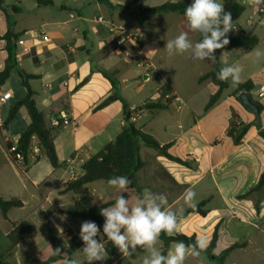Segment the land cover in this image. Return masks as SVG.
I'll list each match as a JSON object with an SVG mask.
<instances>
[{"label": "crops", "instance_id": "1", "mask_svg": "<svg viewBox=\"0 0 264 264\" xmlns=\"http://www.w3.org/2000/svg\"><path fill=\"white\" fill-rule=\"evenodd\" d=\"M145 1L143 8H147ZM110 2L113 7L97 0H4V8H0V72L8 59L7 42L2 37L11 31L29 47L25 52L16 42L17 67L11 76L14 72L19 75L18 69L35 75L29 84L37 108L44 114L49 128L55 119L62 125L54 129L59 168L52 167L36 138L32 148L38 151L31 150L27 160H14L9 147L14 139L20 138L31 119L26 108L21 107L8 123L10 109L26 95L20 77L15 91L9 88L8 81L2 87L0 97L8 93L9 98L0 103V196L6 200L19 199L22 206L11 209L7 218L0 211L3 234L0 240L4 243L0 245V253L8 247V235L14 225L27 223L33 232L1 264H30L34 259L44 264H63L65 256L78 264H87L81 252L83 222L70 214L114 200L123 193L131 205L149 197V193L157 203L164 196L167 203L161 206L162 210L172 212L207 201L206 215L192 213L178 218L173 236H200L209 245L217 230L216 246L211 256L202 253L200 257L188 256L185 264H216V257L234 244L242 246L221 264H264V188L255 190L264 172V139L257 125L252 124L256 122L255 116L239 103V94H234L232 86L223 92L216 106L205 112L208 99L218 89L211 80L199 83V78L212 72L215 66L207 58L196 90L181 95L170 83L165 84L172 97L169 106L155 110L140 108L132 118L139 129L152 135L161 146L170 145L169 154L187 162V166L139 142V154L145 163L137 173L139 193L109 187L104 181L89 184L88 195L66 192L68 184L84 174L83 163L114 141L124 126L120 100L101 109H96L97 106L108 96L117 94L132 111H137L127 87L147 75L136 89V95H140L146 91L153 74L159 73L151 60L154 47L145 40V26L153 17L139 24L134 6L125 11L117 7L130 6L132 0ZM99 18L104 21L99 22ZM232 23L234 30L228 39L244 31L259 39L254 49H264V3L246 6L244 13ZM121 30L131 38L123 41ZM43 33L50 36V42L43 41ZM253 50L248 53L240 49L225 50L220 54L218 66L241 67V83H253L251 95L255 99L264 89V58L255 60ZM100 69L109 73L114 85ZM161 88L156 89L155 100L145 101L142 107L149 102L165 103L160 96ZM200 95L202 98L196 100ZM262 105L259 125L264 130ZM233 112L236 121L252 124L238 145L228 135ZM63 114L70 125L63 126ZM147 114L150 122L139 127V119ZM189 188L195 196L186 202L185 191ZM48 228L54 235V244ZM99 229L101 234L97 239L105 246L106 236ZM175 243L166 244L159 239L155 250L161 253L166 249L168 254ZM55 248H61L63 253L54 255ZM129 251L132 255L123 256L117 249L114 257L94 260L91 264H142L144 257L150 256V251L139 246L134 251L130 247ZM53 257L57 258L51 261Z\"/></svg>", "mask_w": 264, "mask_h": 264}, {"label": "trees", "instance_id": "2", "mask_svg": "<svg viewBox=\"0 0 264 264\" xmlns=\"http://www.w3.org/2000/svg\"><path fill=\"white\" fill-rule=\"evenodd\" d=\"M97 1L113 7L110 0ZM142 3L143 0H132V4L130 6L117 7L122 10H127L130 9L131 6H134V15L136 20L139 24H144L152 16H155L157 14L179 13L181 15H185V10L187 6L192 3V0L168 2L161 6L153 8H143ZM222 3L225 6V10L231 12L233 20L232 22L236 21L246 9V6L239 3L238 0H222ZM3 6L4 0H0V8H4ZM18 38L19 36L13 34L11 31H8V33L2 37V39L6 40L7 42L8 59L4 70L0 72V92L2 87L10 79L12 70L17 67L15 52L17 47L16 42L18 41ZM229 41L230 42L228 45H226L223 49L218 50L220 54L225 50L234 49H240L242 52L248 53L251 52L259 43V39L256 36L246 34L244 31H238L234 36L229 38ZM219 71L220 69L216 67L215 71L207 73L199 78L200 84L207 80H211V82H213L218 88L217 91L210 97L205 107V112L216 106L222 98L223 92L230 86H232L231 80L221 81L217 78ZM99 72H101L106 78H108L114 85V79L111 78L107 71L100 69ZM18 73L21 79V84L26 89V95L22 100H20L10 109L8 123L13 121L21 107L26 108L31 119L29 126L20 135L18 151L21 152L24 159L27 160L32 150L33 139L36 138L39 142L42 152L49 159L52 167L54 169H57L61 166V164L59 162L54 145V136L56 131L47 126L44 114L37 108L34 99L35 94L29 84V81L36 78V76L27 74L21 69H18ZM233 88L235 95H238L241 92H246L251 101L259 108L260 113L263 111V105L255 100L251 95V91L253 89V83L251 81L240 83L237 87ZM159 92L165 103H162L161 101L156 103L149 102L141 108L155 110L168 107L169 103L171 102V98L166 99L165 97L171 93L170 88L168 86H163ZM115 100H120L123 104L124 126L121 132L114 141L107 144L100 152L94 154L83 163L82 168L84 170V174L78 179L70 182L66 188V192L72 191L77 195H88V186L93 182H107L108 179L114 176H127L131 181L127 190H135L136 193H139L137 173L145 166V163L142 161L139 154V142L143 143L149 148L155 149L160 155L168 158L169 160L182 165H188L187 162L169 154L168 149L170 145L161 146L152 135L142 131L137 127L136 123L132 120L134 112L137 111H132L127 101L119 95L112 94L108 96L97 106L96 109L104 108ZM236 119L237 115L233 112L232 118L230 120L228 135L232 137L234 144L238 145L241 143L242 138L247 133L252 124L257 125V127L259 128V134L264 139V130L260 128L259 123L256 124V122H254L252 124H246L241 121H236ZM11 157L14 159L13 155H11ZM263 188L264 172L261 175L255 190L262 191ZM121 195L126 197V193H123ZM115 199L100 205H94L80 212L72 213L70 214V216L75 219L81 220L82 222H95L99 227L103 229L105 218L100 215V210L104 207L112 206L115 203ZM206 204L207 201H203L192 208L184 210L183 215L178 216V218H185L192 213L205 216L207 213L206 211H204ZM21 206L22 202L19 199L6 200L0 196V211L4 218H7V214L11 209L19 208ZM32 232L33 227L27 223L22 222L20 224L14 225V228L8 235L9 245L2 253H0V264L2 263L4 257H6L7 254H9L24 238L29 236ZM47 232L52 244H54V235L51 229L48 228ZM160 239L166 244L169 242L183 241L185 244L190 245L195 242L196 237L186 235L167 237L166 234L162 233ZM103 240L105 243L104 247L107 250L108 256L114 257L117 248L107 240V237H103ZM217 240L218 234L216 230L210 244L207 246L206 251H203L202 254L211 256L212 251L216 246ZM241 246V244H234L230 246L229 248L224 250L220 256L216 257V259L223 263L233 250ZM161 254L166 255V249H163L161 251ZM56 258L57 257H53L51 261L56 260ZM30 264L44 263L34 259L30 261Z\"/></svg>", "mask_w": 264, "mask_h": 264}, {"label": "clouds", "instance_id": "3", "mask_svg": "<svg viewBox=\"0 0 264 264\" xmlns=\"http://www.w3.org/2000/svg\"><path fill=\"white\" fill-rule=\"evenodd\" d=\"M248 4L260 5L264 0H246ZM188 27L193 32H198L202 39L193 43L187 32H181L176 38L166 41L165 48L169 56L188 54L194 60L204 61L206 58L216 62L214 53L229 44L227 34L234 30L232 14L225 10L223 3L218 0H192L185 10ZM255 60L264 58V49L253 50ZM242 68L228 65L220 69L217 78L221 81L231 80L232 86L241 83ZM131 181L127 176H114L107 181V185L121 191L128 189ZM145 189V192H148ZM185 200L190 202L195 192L190 188L186 191ZM160 203L151 196L139 199L135 205L123 195H117L115 203L110 207L100 210V215L105 218L103 235L115 246L123 256L132 255L129 248L134 251L138 246L150 251V256H145L142 264H185L188 256L200 257L206 251L208 242L200 236L196 237L193 244L183 241L175 243L173 250L167 255L155 250V245L162 233L173 236L177 228L178 216L183 215V210L172 212L162 210V205L167 203V198L159 197ZM95 203V201H93ZM100 229L95 222L85 221L81 225L80 238L84 242L81 249L87 264L94 260L108 258L107 250L97 239ZM61 248L53 249L54 255H61ZM63 264H78L75 259L65 256Z\"/></svg>", "mask_w": 264, "mask_h": 264}, {"label": "rangeland", "instance_id": "4", "mask_svg": "<svg viewBox=\"0 0 264 264\" xmlns=\"http://www.w3.org/2000/svg\"><path fill=\"white\" fill-rule=\"evenodd\" d=\"M178 1L183 0H146L145 6L147 8H153L168 2ZM152 17V19H149L150 21H148L145 26V40H148V42L154 47L151 60L155 64L159 73L153 74L154 76L152 80H150L147 84L146 91L140 95H136V89L140 83H143L142 79L144 78V75H142L141 79H139V83H133L127 87L126 92L129 96L133 97L132 103L135 104L137 113H139V109L142 107L145 101L148 102L155 100L156 89L161 88L165 84L170 83L181 95H186L187 93L196 90L198 77L200 72L204 69L205 63V61L192 59L187 53L173 56H169L167 54V50L165 48L166 41L176 38L181 32H187L188 38L193 43L197 42L198 39H202L198 32H193L189 29L185 15L182 16L179 13H169L157 14L156 16ZM230 34L231 31L227 34V37H229ZM146 66L148 65L146 64ZM217 68L220 69L221 66H217ZM215 70L216 67L214 66L213 71ZM18 77L19 75L14 72V74L8 80L9 88H11L13 91H15L18 87ZM119 88L121 89L120 85ZM200 98H202L201 95L196 97V100ZM148 115L149 114L142 116L139 119V127L147 126L151 120ZM2 158L5 159V157ZM2 235L3 234L0 232V237H3ZM2 244L4 243H2L0 240V245ZM214 262L216 264H221L219 260Z\"/></svg>", "mask_w": 264, "mask_h": 264}, {"label": "built area", "instance_id": "5", "mask_svg": "<svg viewBox=\"0 0 264 264\" xmlns=\"http://www.w3.org/2000/svg\"><path fill=\"white\" fill-rule=\"evenodd\" d=\"M98 20H99V22H103L104 21L103 18H99ZM121 37H122L123 41L128 40V39L131 38L130 35L126 34V32L124 30H121ZM42 39L45 42H50L51 41V38H50V36L47 33H43L42 34ZM18 43H19V45L23 46V50L25 52L29 51V47H27V45H26L24 40H19ZM8 98H9V94L8 93L2 95L0 97V103L5 102ZM165 98L166 99H170L172 97L170 95H167ZM255 100H257L261 104H264V89H262L260 92L257 93V96H256ZM62 119H64L63 126H67V125L71 124L69 119H68V117L65 114H63ZM61 126H62L61 123L57 119H55V120H53L51 122L50 128L51 129H55V128H60ZM18 143H19V139H14L12 141V145L9 147V152H10L11 155H13V157H14V159L16 161L20 162V161H23L24 157H23L22 153L18 151ZM32 151L33 152H37L38 149L36 147H33ZM70 160L73 161V159H70Z\"/></svg>", "mask_w": 264, "mask_h": 264}, {"label": "water", "instance_id": "6", "mask_svg": "<svg viewBox=\"0 0 264 264\" xmlns=\"http://www.w3.org/2000/svg\"><path fill=\"white\" fill-rule=\"evenodd\" d=\"M239 3L246 5V6H251L255 4H248L246 3V0H238ZM216 57V62H214V65L217 67L219 63V58H220V53L218 50L214 53ZM144 78H148L147 75H145ZM239 103L243 105L244 108H246L249 112H251L255 116V121L256 123H260V110L257 107L256 104H254L251 99L249 98L248 94L246 92H241L238 97H237ZM214 258V257H212Z\"/></svg>", "mask_w": 264, "mask_h": 264}]
</instances>
